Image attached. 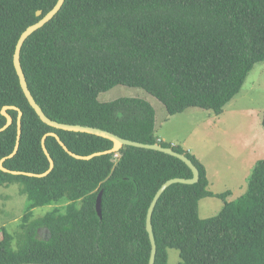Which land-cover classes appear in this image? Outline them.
Instances as JSON below:
<instances>
[{"label":"trees","instance_id":"trees-1","mask_svg":"<svg viewBox=\"0 0 264 264\" xmlns=\"http://www.w3.org/2000/svg\"><path fill=\"white\" fill-rule=\"evenodd\" d=\"M57 1L0 0V129L7 122L4 107L23 112L19 149L4 162L11 171L47 172L42 140L52 132L79 156L114 147L110 140L45 124L21 88L13 62L17 42ZM261 62L264 0H66L21 52L29 90L51 120L160 144L197 167V183L172 185L155 208V264H168L169 249L179 251V264H264V160L255 164L245 194L228 201L231 191L209 190L207 169L194 154L156 136V111L148 101L102 103L99 95L122 85L156 97L170 115L193 108L221 115ZM9 114L14 121L0 133V161L17 144L18 112ZM46 147L55 163L49 175L0 170V185H19L27 201L19 232L1 229L0 264H149L152 200L168 180L193 178L192 170L171 155L135 147L90 160L74 158L51 136ZM101 192L102 217L96 209ZM209 197L224 206L202 219L199 205ZM64 199V211L34 217V209Z\"/></svg>","mask_w":264,"mask_h":264},{"label":"rangeland","instance_id":"rangeland-1","mask_svg":"<svg viewBox=\"0 0 264 264\" xmlns=\"http://www.w3.org/2000/svg\"><path fill=\"white\" fill-rule=\"evenodd\" d=\"M121 98H141L156 111V136L172 145H180L194 154L206 167L209 190L215 193L231 191L228 201H235L248 189L255 164L264 160V62L255 65L241 92L224 108L221 115L199 108L170 115L154 96L139 88L116 86L99 95L102 103ZM210 176V177H209ZM68 199L34 209V217H42L56 210L64 211ZM27 201L19 185H0V238L1 229L19 232ZM224 202L206 198L200 202L202 219L213 217L223 209ZM47 233L42 230L41 238ZM168 264L181 262L178 250L169 249Z\"/></svg>","mask_w":264,"mask_h":264},{"label":"water","instance_id":"water-1","mask_svg":"<svg viewBox=\"0 0 264 264\" xmlns=\"http://www.w3.org/2000/svg\"><path fill=\"white\" fill-rule=\"evenodd\" d=\"M66 0H58L55 7L47 14L45 15L40 21H38L36 24L30 26L19 38L16 48H15V53L13 57V62H14V67L17 72V75L19 77L20 85L23 90V93L28 100L29 104L31 107L35 110L39 118L47 125L50 127L57 129V130H62V131H67V132H74V133H81V134H89L93 136H97L100 138H104L107 140H110L114 143V147L112 150L107 151V152H102V153H95L90 156H79L71 152L68 147L65 145V143L61 140L60 136L57 133H49L46 136H44L42 140V148L46 154V156L49 159L50 162V168L47 172L43 174H33V173H27V172H19V171H11L7 169L4 166V162L9 159L13 158L18 149H19V142L22 134V129H21V122H22V117H23V112L20 108L14 107V106H6L2 109V115L6 118L7 122L3 128L0 129V133L5 131L8 127H10L13 124V118L9 114L10 110H15L18 112V136H17V144L14 152L9 155L6 158H3L0 161V170L9 173L12 175H19V176H28V177H37V178H42L47 175H49L52 170L54 169L55 163L50 156V153L48 152V149L46 147V139L47 137L51 136L54 137L59 144L64 148L66 152H68L71 156L78 160H90L96 156H100L103 154H108V153H116L119 150H121L124 147H135V148H140V149H147V150H154V151H159L168 155H171L175 158H178L179 160L183 161L193 172V178L191 179H186V178H174L171 180H168L165 182L161 188L157 191L156 195L154 196L152 203L149 207L148 214H147V219H146V229L149 234V238L151 241V246H152V251H151V256H150V261L149 264H155L156 262V255H157V245L154 237V230H153V214L155 211V208L162 197V195L166 192L168 188H170L174 184H195L199 181V171L197 167L193 164V162L185 155V154H180L174 151L172 148H165L160 144H143L140 142H134L131 140L123 139L111 132L99 129V128H94V127H89V126H81V125H68V124H62L58 123L56 121L51 120L47 115L44 113L42 108L38 105V103L35 101L32 93L29 90L28 83L21 65V52L23 49V46L25 42L28 40L30 36H32L36 31L39 29L43 28L46 24H48L63 8ZM38 16L41 15V12L37 13ZM102 194L103 192L100 193L97 199V204H96V209L100 217H102ZM26 264H34V263H26Z\"/></svg>","mask_w":264,"mask_h":264},{"label":"crops","instance_id":"crops-1","mask_svg":"<svg viewBox=\"0 0 264 264\" xmlns=\"http://www.w3.org/2000/svg\"><path fill=\"white\" fill-rule=\"evenodd\" d=\"M164 141V140H163ZM207 173H208V171H207ZM210 177V176H209ZM209 179V178H208ZM210 182V181H209ZM215 193V192H214Z\"/></svg>","mask_w":264,"mask_h":264}]
</instances>
